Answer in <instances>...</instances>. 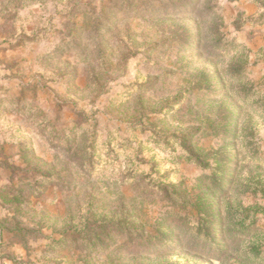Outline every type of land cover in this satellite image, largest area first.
I'll return each mask as SVG.
<instances>
[{
  "label": "rangeland",
  "instance_id": "374dc122",
  "mask_svg": "<svg viewBox=\"0 0 264 264\" xmlns=\"http://www.w3.org/2000/svg\"><path fill=\"white\" fill-rule=\"evenodd\" d=\"M0 264H264V0H0Z\"/></svg>",
  "mask_w": 264,
  "mask_h": 264
}]
</instances>
